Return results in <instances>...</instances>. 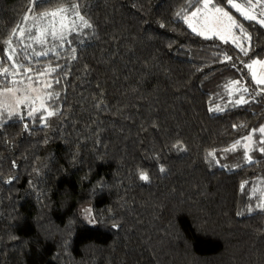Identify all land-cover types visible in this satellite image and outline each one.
Returning <instances> with one entry per match:
<instances>
[{
  "label": "trees",
  "instance_id": "obj_1",
  "mask_svg": "<svg viewBox=\"0 0 264 264\" xmlns=\"http://www.w3.org/2000/svg\"><path fill=\"white\" fill-rule=\"evenodd\" d=\"M72 3L91 27L34 42L41 13ZM187 4L0 0V67L10 46L55 112L0 115V264H264V85L245 67L264 60V27L223 0L252 38L245 56L193 32ZM248 135L252 162L222 168Z\"/></svg>",
  "mask_w": 264,
  "mask_h": 264
},
{
  "label": "snow or ice",
  "instance_id": "obj_2",
  "mask_svg": "<svg viewBox=\"0 0 264 264\" xmlns=\"http://www.w3.org/2000/svg\"><path fill=\"white\" fill-rule=\"evenodd\" d=\"M32 2V0H30ZM38 2V0H37ZM223 3V0H222ZM222 3H217V0H188L187 8L191 9L190 12L186 10H181V12L177 13V16H183L184 22L187 26L195 32L199 36H203L205 39H211L213 36L219 38L224 43H228L231 39V42L235 45V48L238 49L243 55L247 56L248 52L251 48V36L248 34L247 30L243 27L242 24L238 22V20L230 14V11H226L225 7L222 6ZM226 4L229 6L230 9H235L237 13H239L244 19L249 21H255L261 27H264V19H260L257 15L253 14L252 9L256 7H262L264 9V0H243V3H237L235 0H226ZM73 12L76 17L82 22L83 27H91V25L85 20L83 15H80L79 12V5L77 3H72L69 5L68 8H59L56 11H52L50 13L45 12L41 13V17H57L61 14H64L60 21V30L57 31L54 27L55 21H52L51 24L53 26V30L51 31L50 35L52 39L56 40H65L66 39V31L71 32L75 27V21L72 23L65 24L63 21L68 19L67 13ZM260 17H264V10L259 13ZM27 19V16H25ZM164 27V25H161ZM239 30V34L236 33L235 30ZM208 33L212 35L209 36ZM15 34V30L13 31ZM49 35L48 29L42 27L40 29V36L36 37L39 43H44L45 38ZM241 36H243L247 41H249L248 47H245L241 42ZM10 43V40L8 41ZM75 49H73V52ZM36 55H47V51L38 52ZM232 57L228 56L227 54L224 56V60L228 61L231 60ZM260 65L261 68H264V62L256 60L254 58L251 59L250 63H245V67H247L251 71L252 79L255 81L257 85H264V72H261L258 76L255 71V65ZM4 72L7 73V69H4ZM240 84L239 80L232 81L227 85L229 89L235 87L236 85ZM50 87L51 85H47ZM244 92H248L249 89L247 87L243 88ZM264 91V89H261ZM237 104L247 103V100L244 96H240L238 100L235 101ZM43 110L47 112V116H52L55 114L54 111H48L44 104H41V109L33 108L31 111L28 112V116H32L33 113L36 111ZM219 108L213 109V111H219ZM11 115V114H9ZM47 116L41 115V120H46ZM27 127V126H25ZM259 132L264 133V127L259 129ZM246 139L251 140L252 136L248 135ZM261 144H264V140L260 141ZM239 144V141L233 145V148ZM229 149H226L228 151ZM260 152L264 153V147L260 148ZM209 155H213V153H209ZM248 162L251 163V158L248 157ZM164 169L161 168V171ZM141 180H148V176L144 173L140 175ZM243 188V185L241 186ZM258 209L264 212V202H261L257 205ZM85 211H88L87 209ZM253 209L250 207L249 212H252Z\"/></svg>",
  "mask_w": 264,
  "mask_h": 264
},
{
  "label": "rangeland",
  "instance_id": "obj_3",
  "mask_svg": "<svg viewBox=\"0 0 264 264\" xmlns=\"http://www.w3.org/2000/svg\"><path fill=\"white\" fill-rule=\"evenodd\" d=\"M235 2L237 3H243V0H235ZM253 2H255V0H253ZM79 5V12L80 15H82L81 13V8L84 7L81 4ZM68 8V7H67ZM226 11H229L227 8H225ZM264 10L262 9V7H256L254 9H252L253 14L257 15L260 19H264V17H260L259 13ZM30 14H32V12H30ZM230 14L231 11H230ZM64 14H61L60 16L57 17H52V16H47L44 17V19H40L37 21V25H38V29L36 31V33L34 34V37H39L40 36V29L42 27L47 28L49 35L45 38V42L44 43H40L44 46H46V50L49 49V45L51 44H55L54 39H52L50 33L53 30V26L51 24L52 21H55V29L57 31L60 30V21L61 18ZM233 15V14H232ZM67 17L68 19H65L63 21V23L65 24H71L72 21H75V27L72 31H74L75 29H77L82 22L78 19V17L75 16V14L73 12H68L67 13ZM85 18V16H84ZM26 27V26H25ZM34 29L36 30V26H34ZM66 31V35L69 34V32ZM71 31V32H72ZM237 33V30H235ZM238 34V33H237ZM209 36H211V33H208ZM33 37V38H34ZM215 37V36H213ZM57 42L54 45V49H56L60 44L61 41L63 40H59L56 39ZM34 42H37V39H34ZM229 42H231V39L229 40ZM242 42V39H241ZM55 46H57L55 48ZM11 47H15V44H11ZM33 47V46H32ZM8 52H9V56L11 57V59L13 60V68H1L0 67V115L4 112H8V113H18L21 114V117L23 118H31L36 116L38 113L43 112V110H39L36 111L35 113H33V115L30 117L28 116V112L31 111L33 108L36 109H41V104H44L45 107L48 109V106L46 104V94L44 91V87L47 85V83L45 82V79L42 78L41 79V84L36 83L35 80H30L28 78H32L34 75H24L21 74L22 73V69L23 67L25 68V66H21L18 62L17 59V55L13 54L12 50L10 49V46L8 47ZM259 61L264 62V60H260L257 59ZM255 71L257 73V75L259 76L261 72H264V68H261L260 65H255ZM4 69H7V73L4 72ZM251 72V71H250ZM27 78V82H24V79L26 80ZM3 80H8V81H14V84L11 86H1V83ZM245 87L244 84L240 83L238 85H236L235 87L231 88L232 92L234 93V91H243V88ZM260 92H262L261 90H258ZM245 97V94L242 95ZM245 99H247L245 97ZM48 111H51L48 109ZM45 113H47L45 111ZM43 125H46V121L43 122ZM247 148V150H246ZM246 148L245 145L241 144V145H237L235 147V151L239 154L238 157H234L232 159H228L226 161H224L223 163H221V167L229 170V171H233V170H237L242 168L243 166H245L246 164H249L248 162V157L251 158L252 161V157H251V147H250V140H248L247 144H246ZM256 187V184L254 185ZM260 186H258L257 189H253V191L257 192L260 189ZM88 211H85V210ZM82 213L84 214V216L88 219V221L91 224H94L95 221L93 219V213H92V209L90 207H84L82 208Z\"/></svg>",
  "mask_w": 264,
  "mask_h": 264
}]
</instances>
